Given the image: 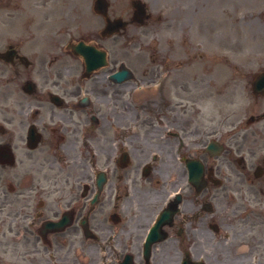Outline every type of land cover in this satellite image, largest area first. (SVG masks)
<instances>
[{
	"label": "flooded vegetation",
	"instance_id": "1",
	"mask_svg": "<svg viewBox=\"0 0 264 264\" xmlns=\"http://www.w3.org/2000/svg\"><path fill=\"white\" fill-rule=\"evenodd\" d=\"M1 4L0 264H264V111L239 127L243 84L164 49L111 63L138 26L102 36L94 0L90 27L77 0Z\"/></svg>",
	"mask_w": 264,
	"mask_h": 264
},
{
	"label": "rangeland",
	"instance_id": "2",
	"mask_svg": "<svg viewBox=\"0 0 264 264\" xmlns=\"http://www.w3.org/2000/svg\"><path fill=\"white\" fill-rule=\"evenodd\" d=\"M77 1L79 25H96L98 20L91 18L93 15L89 10L93 0ZM142 1L151 17L112 48L111 63L128 54L134 59V66H152L155 48L164 49L168 51L170 56L167 58L171 63L214 66L216 72L213 74L218 75V80L222 77L225 91L235 82L241 89L242 84L246 87L236 98L240 128L246 122L249 109H264V99L254 102L247 90V83L264 67V0H252L253 8L247 0H203V4H198L205 8L201 18H196L197 0ZM110 2L114 14L127 12L131 16L133 8L132 4L126 6L128 0ZM202 23H206L204 27ZM184 52L189 54L185 59ZM144 91L140 96L153 97L155 86ZM210 106L208 103L209 114Z\"/></svg>",
	"mask_w": 264,
	"mask_h": 264
},
{
	"label": "water",
	"instance_id": "3",
	"mask_svg": "<svg viewBox=\"0 0 264 264\" xmlns=\"http://www.w3.org/2000/svg\"><path fill=\"white\" fill-rule=\"evenodd\" d=\"M258 81V83H257V85L256 86H258V87H263V83H264V74L257 80Z\"/></svg>",
	"mask_w": 264,
	"mask_h": 264
},
{
	"label": "bare ground",
	"instance_id": "4",
	"mask_svg": "<svg viewBox=\"0 0 264 264\" xmlns=\"http://www.w3.org/2000/svg\"><path fill=\"white\" fill-rule=\"evenodd\" d=\"M221 4V3H220ZM252 4H253V2H252Z\"/></svg>",
	"mask_w": 264,
	"mask_h": 264
}]
</instances>
